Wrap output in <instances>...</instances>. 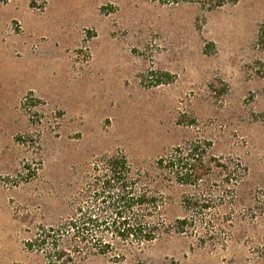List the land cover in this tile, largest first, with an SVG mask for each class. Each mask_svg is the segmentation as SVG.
<instances>
[{
  "label": "rangeland",
  "instance_id": "obj_1",
  "mask_svg": "<svg viewBox=\"0 0 264 264\" xmlns=\"http://www.w3.org/2000/svg\"><path fill=\"white\" fill-rule=\"evenodd\" d=\"M262 25L264 0H0V264H45L28 244L78 208L114 219L111 156L160 198L162 229L76 264H264ZM188 146L211 165L198 188L156 166Z\"/></svg>",
  "mask_w": 264,
  "mask_h": 264
},
{
  "label": "trees",
  "instance_id": "obj_2",
  "mask_svg": "<svg viewBox=\"0 0 264 264\" xmlns=\"http://www.w3.org/2000/svg\"><path fill=\"white\" fill-rule=\"evenodd\" d=\"M169 3L180 1L201 2L209 10L219 8L226 4H233L235 0H165ZM258 44L264 50V25L258 32ZM195 146L187 149H176L173 153L156 162L159 170L165 173L168 181L185 187H200L201 179L209 171L211 165L199 157ZM221 170L228 171L226 165H219ZM104 171L105 188L102 193L109 199L107 208L113 214L114 219L109 223L96 219L93 210L77 212L64 224L63 229L41 228L35 238L28 244L30 249L42 251L45 264H76V257H83L86 253L94 251L98 254H107L116 250V244L139 247L156 239L162 225L150 221L159 208V197L153 195L147 185L142 184L138 175H133L131 167L122 156H111L103 160L98 166ZM243 170V169H242ZM116 192L120 193L119 195ZM197 199V198H196ZM187 200V211L191 206L200 210L208 209V206L198 200ZM138 211V212H137ZM124 215V216H121ZM122 217L121 221L115 218ZM178 233H187L186 230L194 227L191 218L177 220ZM111 230L115 239L113 242L105 241L103 231ZM69 242L68 248H62V239ZM48 246V247H46Z\"/></svg>",
  "mask_w": 264,
  "mask_h": 264
}]
</instances>
